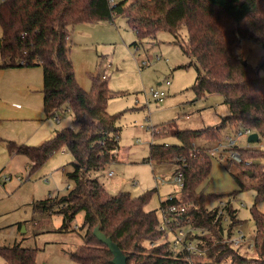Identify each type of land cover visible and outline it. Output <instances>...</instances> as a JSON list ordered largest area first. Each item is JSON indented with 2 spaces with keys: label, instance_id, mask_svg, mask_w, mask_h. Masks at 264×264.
<instances>
[{
  "label": "trees",
  "instance_id": "1",
  "mask_svg": "<svg viewBox=\"0 0 264 264\" xmlns=\"http://www.w3.org/2000/svg\"><path fill=\"white\" fill-rule=\"evenodd\" d=\"M124 17L137 42L153 37L159 30L171 33L179 42V31L186 29L182 51L192 56L178 67L195 66L196 74L190 88L197 97L220 94L228 105V113L214 125L196 129H171L177 143L150 142L145 161L174 160L181 168L183 186L172 201L161 200L165 208L180 200L190 204V224L205 230L189 233L198 238L204 254L197 255L196 264H259L264 256V212L256 203L264 201V151L242 148V164L251 162L248 182L239 178V189L254 190L250 216L254 222V258H245L227 238L235 233L242 220L236 216L234 203L228 205L230 221L224 227L216 218L214 202L229 193L206 192L211 171V154L196 145L201 138L216 141L225 128L250 129L264 134V59L258 65L245 61L241 42L250 39L264 47V0H0V68L40 66L42 71V105L46 115L69 111L77 128L62 126L38 144H17L9 140V153L28 158L29 173L39 168L48 156L63 148L73 156L72 169L66 176L73 181L60 196L37 199L36 210L60 213L61 227L69 225L75 215L83 212L84 243L70 251L80 264H113L112 254L93 234L98 226L127 257V264H190L185 250L175 251L170 235L159 228L155 209H146L155 188L137 195L129 191L108 192L89 176L116 160L120 127L119 113L109 112L110 89L107 74L91 75L89 89L77 81L70 57L68 39L79 23ZM262 70L263 74H259ZM161 84V83H160ZM237 147V146H235ZM238 148V147H237ZM208 183V182H207ZM204 184V185H203ZM236 192V190H233ZM173 227V225H172ZM37 248L20 243L0 245V257L6 264H35Z\"/></svg>",
  "mask_w": 264,
  "mask_h": 264
},
{
  "label": "rangeland",
  "instance_id": "2",
  "mask_svg": "<svg viewBox=\"0 0 264 264\" xmlns=\"http://www.w3.org/2000/svg\"><path fill=\"white\" fill-rule=\"evenodd\" d=\"M179 33V42L174 41L175 37L168 31L159 30L155 36L134 44L137 41L134 32L124 17L117 16L114 22L97 20L79 23L68 39L70 57L79 84L89 89L91 75L106 72L111 92L107 110L120 112L117 118L120 131L115 161H118V151L121 156L126 155L129 161L113 162L108 168L99 169L103 186L114 192L119 189L130 190L134 196L144 188L156 186L158 189L150 200L153 204L159 201V194L162 196L172 189L179 193V187L171 181V173L167 172L170 165L174 166V160L143 162L149 143H177V139L171 135V129L214 125L229 111L220 94L197 97L190 88L196 74L195 66H178L194 62V58L184 54L181 48L186 40V29L182 27ZM240 48L245 61L252 65H258L264 59V47L259 42L244 39ZM11 70L5 69V73L0 74V80L4 82L7 74L13 75ZM14 70L22 71V82L18 86L14 84L2 88L3 93L6 90L10 93L1 98L8 104L6 107L19 109V116L11 117L0 111V175L4 172L11 174L10 179L0 178V245L17 242L24 247H36L35 264H80L70 257L69 252L84 243L83 212H78L68 226L61 227L60 213L40 212L33 206L34 200L47 197L49 192L63 194L69 189L67 186L73 185V181L66 176V171L72 169L71 155L66 153L63 157L60 150L53 152L39 168L29 173L26 165L28 158L19 153L11 155L7 149L9 140L17 144H38L51 137L54 127L77 128V123L70 110L45 117L40 66H19ZM259 74H263V71L260 70ZM166 80L169 81L168 85L165 84ZM151 88L164 90L161 99H153ZM56 115L59 116L58 121ZM238 131V128L227 127L216 141L199 138L195 143L205 147L211 154L210 180L206 182V192H223L232 196L237 209L236 216L242 220L235 231L241 230L245 234L242 242L236 246L237 250L245 258H254L255 249L249 245L254 235V222L250 216L254 190L239 189L237 178L248 182L252 174L248 166L261 159L247 158L242 163L244 169H240L238 164L242 162V148L264 151V134H258L257 141L248 142V134L238 136ZM230 135L235 143L216 149L219 142L227 144L225 136ZM233 150L238 157L231 155ZM261 162L264 163V158ZM109 169L114 173L111 177L105 173ZM47 176L48 179H45ZM89 176L92 177L91 173ZM157 176H163L164 181L160 182ZM256 206L264 212V201H258ZM25 224L27 232H22ZM0 264L6 263L0 258ZM259 264H264V256Z\"/></svg>",
  "mask_w": 264,
  "mask_h": 264
},
{
  "label": "built area",
  "instance_id": "3",
  "mask_svg": "<svg viewBox=\"0 0 264 264\" xmlns=\"http://www.w3.org/2000/svg\"><path fill=\"white\" fill-rule=\"evenodd\" d=\"M110 2L112 5H114L116 1L110 0ZM165 84L168 85L169 81L166 80ZM150 95L153 97L154 100L161 99V97L164 95V90L151 88ZM55 119L58 121L59 116L56 115ZM251 132L253 131H251L250 129H244L243 131H238L237 135L239 136L241 134H249ZM225 138L228 141L227 144H221V142H219V145L216 147V149H219L221 146H231L235 143L234 139L231 138V135L225 136ZM136 141H139V139L136 138ZM231 155L238 157V154L234 150L233 152H231ZM184 166V162L181 163L180 167L175 164V169L171 175V181L175 182L178 185L179 189L183 185V174L181 168ZM1 177L4 180L10 178V176L6 174H2ZM17 177L19 179L21 178L19 176ZM157 177L160 181H164L163 178H161L160 176ZM177 194L178 193H170L163 200L172 201L174 198L177 197ZM233 203L234 200L232 196H227L226 198L217 199L213 204V207L216 211V218H219L221 224L224 227H226L230 221V214L227 207L228 205ZM241 204L243 203L241 202ZM189 206L190 204L181 201L179 198V200L174 201L165 208H160L159 228L162 231H166L171 236L170 245L173 250H185L187 252V258L190 260V264H196V262L199 261L196 256L204 254V251L198 245L199 239L189 238L188 235L189 233L204 234L205 230L199 227H194L190 224V217L187 215ZM244 237L245 234L241 230H237L235 231V233L232 234L231 237L227 238V240L231 243V245L238 246L242 242ZM250 245L253 246V242H251Z\"/></svg>",
  "mask_w": 264,
  "mask_h": 264
},
{
  "label": "crops",
  "instance_id": "4",
  "mask_svg": "<svg viewBox=\"0 0 264 264\" xmlns=\"http://www.w3.org/2000/svg\"><path fill=\"white\" fill-rule=\"evenodd\" d=\"M114 22V21H113ZM77 25H79V24H77ZM76 26V25H75ZM74 26V27H75ZM243 41V40H242ZM34 67V66H33ZM15 68H17V67H10V68H0V74H4L5 72H4V70L5 69H12L11 71H13L12 73H13V75H11L10 73L9 74H7L8 75V77H7V80H5L4 82H3V80H0V88H1V90H0V111L1 112H4L5 114H7L8 116H11V117H18L19 116V109H17V108H13L12 106L11 107H6L5 105H8V104H6V103H4L3 101H1V98H4L5 96H9V93L10 92H2V88H4V87H10V86H13L14 84L16 85V86H18V83L21 81L22 82V71H20L19 70V72H15L16 70H14ZM105 74H106V72H104ZM18 74V75H17ZM41 74H42V71H41ZM11 75V76H10ZM15 75H17V76H15ZM158 84H160V82L158 83ZM7 88V89H8ZM84 89H86V88H84ZM4 96V97H3ZM41 96H42V92H41ZM45 115V117L46 118H48V117H50L49 115H46V114H44ZM59 127H54L53 129H52V131H51V136L53 135V133L55 132V130L56 129H58ZM228 133V132H227ZM259 139V138H258ZM162 142H165L166 144H168V142L167 141H162ZM60 155L61 156H63L64 157V155H66V153L67 154H70L71 155V157H72V159H73V156H72V154L67 150V149H65V148H63V149H61L60 150ZM9 154H11V155H18L17 153H9ZM147 155H148V153H147ZM117 157H118V161H119V163H122L123 161H129L127 158H126V155H120V152L118 151V153H117ZM146 157L147 156H145L144 158H143V162H146L145 161V159H146ZM118 161H114V163L115 162H118ZM113 163V162H112ZM174 163V162H173ZM111 164V163H110ZM109 164V165H110ZM26 165L28 166L29 164H28V160L26 161ZM29 167V166H28ZM109 166H107V168H108ZM174 169H175V164H174V166H171L170 165V167L167 169V172H170L171 173V175H172V173H173V171H174ZM67 172V171H66ZM91 173V176L93 177V178H96L101 184H102V186H103V179H102V175H101V171L100 170H92V171H90L89 172V174ZM106 173V175L107 176H109V177H111L114 173L112 172V170L111 169H109L108 171H106L105 172ZM3 174H5V172L3 173ZM6 175H8V176H10V178H11V174H6ZM154 176V175H153ZM163 177V176H162ZM161 177V178H162ZM0 178L1 179H3L2 177H1V175H0ZM9 178V179H10ZM45 178H47L48 179V176L47 177H45ZM164 178V177H163ZM4 180V179H3ZM160 181V180H159ZM5 182V181H4ZM160 182H163V181H160ZM67 187H69V189L72 187H70V186H67ZM104 187V186H103ZM105 188V187H104ZM152 188H155V190H157L158 189V187H156V186H154V187H149V188H144L142 191H138L137 192V194H139V193H141V192H143V191H145V190H147V189H152ZM106 189V188H105ZM107 190V189H106ZM68 191V190H67ZM108 192H110V193H116V192H118V191H129L130 193H133V192H131L130 190H125V189H119V190H117V191H109V190H107ZM66 193V192H65ZM65 193H63V194H65ZM170 193H176L173 189L172 190H168L167 192H164V195H158V198H159V201L157 202V203H151V201L146 205V209H155L156 210V212L158 213V215L160 216V202H161V200L162 199H164L168 194H170ZM63 194H59L58 192H52V193H50L49 192V194L48 195H63ZM48 195H46V196H48ZM37 200V199H36ZM36 200H34L33 201V204H34V202L36 201ZM37 211H39V210H37ZM41 212V211H40ZM49 214H51V213H49ZM22 232H27V226H26V224H25V226H24V231H22ZM24 238V237H23ZM251 243V242H250ZM250 243H249V245H250ZM1 258V257H0ZM2 259V258H1Z\"/></svg>",
  "mask_w": 264,
  "mask_h": 264
},
{
  "label": "water",
  "instance_id": "5",
  "mask_svg": "<svg viewBox=\"0 0 264 264\" xmlns=\"http://www.w3.org/2000/svg\"><path fill=\"white\" fill-rule=\"evenodd\" d=\"M245 62V60L243 61ZM159 83V82H158ZM258 133L253 131L248 134L247 141L253 142L258 140ZM93 234L96 238L105 244L112 254L111 262L113 264H127V257L118 245L111 240L110 237L106 236L102 231L99 230L98 226L93 229Z\"/></svg>",
  "mask_w": 264,
  "mask_h": 264
},
{
  "label": "bare ground",
  "instance_id": "6",
  "mask_svg": "<svg viewBox=\"0 0 264 264\" xmlns=\"http://www.w3.org/2000/svg\"><path fill=\"white\" fill-rule=\"evenodd\" d=\"M183 186V185H182Z\"/></svg>",
  "mask_w": 264,
  "mask_h": 264
}]
</instances>
